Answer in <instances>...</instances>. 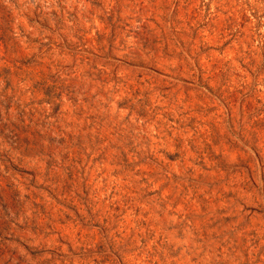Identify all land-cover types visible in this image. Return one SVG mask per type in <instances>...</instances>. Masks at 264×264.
<instances>
[{
    "label": "rangeland",
    "instance_id": "obj_1",
    "mask_svg": "<svg viewBox=\"0 0 264 264\" xmlns=\"http://www.w3.org/2000/svg\"><path fill=\"white\" fill-rule=\"evenodd\" d=\"M0 264H264V0H0Z\"/></svg>",
    "mask_w": 264,
    "mask_h": 264
}]
</instances>
